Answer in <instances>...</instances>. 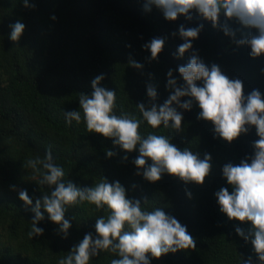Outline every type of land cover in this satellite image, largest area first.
I'll list each match as a JSON object with an SVG mask.
<instances>
[{"label":"trees","instance_id":"16d2710c","mask_svg":"<svg viewBox=\"0 0 264 264\" xmlns=\"http://www.w3.org/2000/svg\"><path fill=\"white\" fill-rule=\"evenodd\" d=\"M29 3L35 8H26L22 0H0V264H58L86 233L95 235L96 219L110 214L107 206L97 209L88 202L68 207L65 218L72 226L64 238L59 225L44 212V220L37 225L45 230L43 235L28 236L35 214L19 198V190L26 189L34 204L50 189L40 186L37 181L41 177L24 164L29 159L45 158L49 148L54 163L64 169V182L92 187L105 177L110 183L118 180L130 199L141 201L143 210L163 208L187 226L196 249L169 252L152 258L151 264H243L249 256L258 264L252 245L235 232L237 226L247 229L250 225L229 220L215 196L222 187L232 191L223 177V165L239 164L253 153L252 141L258 139L255 128L229 143L215 134L210 121L197 119L200 108L194 102L190 111L178 109L184 115L183 131L162 125L153 129L142 120L137 104H148L149 83L156 87V103H164L170 94L166 87L170 69L178 82L184 83L178 67L187 64L192 50L182 58L174 55L184 42L178 34L172 35L178 33L181 24L195 27L204 23L199 38L193 41V50H198L209 67L216 63L230 79H241L245 94L253 89L264 94V56L250 57L248 46L237 47L231 37L195 13L192 21L184 16L168 21L155 6L145 11L144 0ZM18 20L26 28L21 39L14 42L9 38V25ZM157 37L164 38L165 45L159 59L150 60L151 52L143 45ZM130 58L143 68L130 66ZM101 74L105 79L100 86L116 92L115 113L140 119L142 136L165 135L180 150L188 147L201 159L205 153L212 156L211 172L202 185L185 183L167 173L150 182L136 175L133 160L139 155V146L129 153L114 145L112 138L87 131L79 96L90 95L91 81ZM73 110L81 111L82 120L69 125L65 111ZM107 150L116 154L109 158ZM119 258L101 251L89 264H110Z\"/></svg>","mask_w":264,"mask_h":264},{"label":"clouds","instance_id":"9594fccd","mask_svg":"<svg viewBox=\"0 0 264 264\" xmlns=\"http://www.w3.org/2000/svg\"><path fill=\"white\" fill-rule=\"evenodd\" d=\"M22 2L26 8H35V4H30L29 0ZM153 6L168 21H176L181 16L192 21L195 13L196 17L210 22L213 28L231 37L237 47L248 46L251 49L250 57L264 56V0H144L145 11L150 12ZM52 19L56 17L53 15ZM232 24L238 27L233 28ZM9 27L12 29L9 38L18 42L26 25L18 20ZM203 29L204 23L195 27L181 24L178 33H172L173 36L178 34L184 41L174 55L182 58L192 50L187 64L178 67L184 83L180 84L173 75L174 70L170 69L166 84L170 92L168 98L163 104L156 103V87L149 83V102L147 105L137 104L138 109L142 120L153 129L162 125L164 129L179 132L183 131L184 115L178 109L190 111L195 102L200 108L197 119L210 121L215 134L229 143L255 128L258 139L252 141L253 153L239 164L229 162L223 165V177L231 185L232 191L222 187L215 196L220 211L229 220L250 225L247 229L237 226L235 232L245 243L252 245L258 264H264V94L259 89L245 94L241 79H230L216 63L210 67L204 63L198 50H193V41L199 38ZM164 45L165 39L157 37L145 43L143 48L150 50V60H158ZM129 64L137 69L143 68L135 59L130 58ZM104 79L103 74L97 75L91 81V94L81 93L79 96L87 131L112 138L114 145L129 153L139 146V155L133 160L138 169L136 175H142L150 182L159 181L167 173L185 183L202 185L211 172L212 156L205 153L201 159L199 153L188 147L180 150L165 135L149 133L142 136L139 131L140 119L125 112L120 115L115 113L116 92L100 86ZM183 97L189 99L182 100ZM65 117L69 125L73 121L79 124L82 120L81 111L76 110L65 111ZM106 154L111 158L116 153L107 150ZM123 159L127 160L128 156L125 155ZM24 166L31 169L35 176L41 177L37 181L40 186L50 189V193L44 192L34 204L26 189L19 190V198L26 206H31L35 214L28 232L30 238L43 235L45 230L37 225L44 220V212L59 225V232L67 238L72 226L71 221L65 218L68 207L88 202L97 209L107 206L110 210L106 218L102 216L96 219L95 235L86 233L58 264H89L90 259L101 251L120 257L112 259L110 264H151L152 258L159 259L169 252L195 250L197 247L186 225L167 214L163 208L143 210L141 201L130 199L126 188L118 180L110 183L105 177L92 187H79L70 180L64 182V169L54 163L51 148L45 158L29 159ZM12 189L16 190V186L13 185ZM188 195L191 197V192ZM243 264H254L253 257L243 260Z\"/></svg>","mask_w":264,"mask_h":264}]
</instances>
